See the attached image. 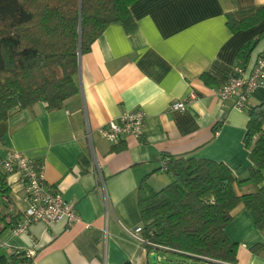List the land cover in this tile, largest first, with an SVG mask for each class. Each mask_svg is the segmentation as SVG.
Segmentation results:
<instances>
[{"label":"crops","instance_id":"obj_1","mask_svg":"<svg viewBox=\"0 0 264 264\" xmlns=\"http://www.w3.org/2000/svg\"><path fill=\"white\" fill-rule=\"evenodd\" d=\"M263 4L134 0L130 12L136 27L126 32L120 24H109L80 54L75 95L59 108L35 102L0 120V159L8 151H20L41 163L48 185L58 188L79 215L68 228L57 221L49 227L32 223L28 233L18 236L0 230L7 245L0 247V257L8 261L2 264H14L11 255L29 248L34 250L30 264H150L153 251L134 241L126 229L141 224L136 204L141 181H169L158 174L165 173L160 169L166 159L162 155L208 158L226 164L236 177H246L250 162L242 138L247 112L221 101L215 89L234 65L243 63L237 57L240 47L264 28L263 20L231 31L226 14L241 19ZM249 48L248 66L264 54V37ZM202 73L215 83L205 84ZM190 92L195 98L184 110L167 108ZM262 101L264 85L249 97L250 105ZM134 109L145 112L140 138L125 137L113 145L99 134L104 123ZM6 181L13 212L19 215L26 207L21 175L8 174ZM260 185L264 187V181ZM251 189L250 182H244L237 193ZM7 210L0 198V215ZM224 231L238 245L232 264H264V246L259 247L264 231L250 210L237 206Z\"/></svg>","mask_w":264,"mask_h":264},{"label":"trees","instance_id":"obj_2","mask_svg":"<svg viewBox=\"0 0 264 264\" xmlns=\"http://www.w3.org/2000/svg\"><path fill=\"white\" fill-rule=\"evenodd\" d=\"M133 2L0 0V120L35 102H44L47 109L59 108L75 95L80 54L90 49L109 24L132 31L136 27L130 12ZM263 20L264 4L241 19L226 14L231 31ZM263 37L264 28L240 47L237 57L243 64L248 61L249 47ZM200 77L207 85L215 83L208 73ZM246 112L242 138L250 162L246 177H236L223 162L164 154L169 182L153 188L144 178L138 185L136 204L143 235L165 248L146 245L148 252L170 251L203 264L234 263L238 245L226 236L224 227L239 205L253 213L255 224L264 231V187L260 185L264 181V101L249 105ZM244 182H250L252 189L237 193ZM8 193L2 175L0 196ZM3 218L0 215V221ZM21 253L11 255L9 262L24 261ZM0 261L8 262L1 257Z\"/></svg>","mask_w":264,"mask_h":264},{"label":"built area","instance_id":"obj_3","mask_svg":"<svg viewBox=\"0 0 264 264\" xmlns=\"http://www.w3.org/2000/svg\"><path fill=\"white\" fill-rule=\"evenodd\" d=\"M264 85V54L258 55L255 61L247 64L237 63L227 76L226 81L215 89V95L221 101H230L232 107L238 110L249 108V97L256 87ZM195 98L194 92L188 93L181 100L171 102L167 108L170 110H184L186 104ZM145 112L142 109H134L122 112L116 119L109 120L99 127V134L110 144H117L125 137L140 138L143 133ZM86 137L90 138L89 129L86 130ZM161 170L165 169L166 161L163 160ZM13 173L21 175L26 207L17 215L14 213V205L7 194H1L0 198L7 204V213L0 221V230L7 229L12 235L18 236L29 232L30 225L41 222L46 227L57 221H61L68 228L78 220L74 204L66 201L60 190L48 185L44 176L42 164L34 162L23 152L8 151L0 159V186L1 176ZM128 235L141 245H151L160 249L163 246L150 242L143 235V226L136 225L126 229ZM0 238V247L7 246ZM34 256L33 248L25 249L22 253L24 261L18 264H30Z\"/></svg>","mask_w":264,"mask_h":264},{"label":"rangeland","instance_id":"obj_4","mask_svg":"<svg viewBox=\"0 0 264 264\" xmlns=\"http://www.w3.org/2000/svg\"><path fill=\"white\" fill-rule=\"evenodd\" d=\"M158 174H159V176L166 177V178H168V180H170V176L168 174L161 173V172H158ZM168 182L169 181H167V183ZM149 184H150V186H152L154 188H159V187L165 185L166 183L163 185L162 184L161 185H155V184H151V183H149ZM155 264H203V263L195 261L192 258L180 256V255L175 254V253L170 252V251H159Z\"/></svg>","mask_w":264,"mask_h":264},{"label":"water","instance_id":"obj_5","mask_svg":"<svg viewBox=\"0 0 264 264\" xmlns=\"http://www.w3.org/2000/svg\"><path fill=\"white\" fill-rule=\"evenodd\" d=\"M156 257H157V254H156L155 252H153V253H151V254L149 255L150 262H151L152 264H155V262H156Z\"/></svg>","mask_w":264,"mask_h":264},{"label":"bare ground","instance_id":"obj_6","mask_svg":"<svg viewBox=\"0 0 264 264\" xmlns=\"http://www.w3.org/2000/svg\"><path fill=\"white\" fill-rule=\"evenodd\" d=\"M119 142H120V141H119ZM119 142H118V143H119ZM118 143H117V144H118ZM114 145H116V144H114ZM163 160H166V159L164 158V159H162V161H163ZM162 161H161V163H162ZM36 163H37V162H36ZM40 164H41V163H40ZM161 168H162V165H161ZM161 168H160V169H161ZM165 169H166V166H165ZM165 169H163V171H164ZM7 195H8V194H7ZM5 215H6V214H5ZM5 215H4V216H5ZM1 221H2V220H1ZM23 252H24V250L22 251V253H23ZM16 253H19V252H16ZM22 253H21V254H22ZM13 254H14V253H13ZM156 254H157V253H156ZM156 259H157V257H156ZM30 260H31V259H30Z\"/></svg>","mask_w":264,"mask_h":264}]
</instances>
